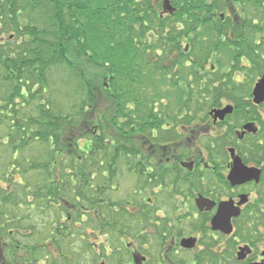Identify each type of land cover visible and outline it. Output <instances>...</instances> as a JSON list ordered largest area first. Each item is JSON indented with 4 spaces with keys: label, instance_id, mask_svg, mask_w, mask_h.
Wrapping results in <instances>:
<instances>
[{
    "label": "flooded vegetation",
    "instance_id": "obj_1",
    "mask_svg": "<svg viewBox=\"0 0 264 264\" xmlns=\"http://www.w3.org/2000/svg\"><path fill=\"white\" fill-rule=\"evenodd\" d=\"M251 1L258 10L251 13L250 25L242 24L244 29L242 8L228 6L211 13V25L222 26L221 45L205 43L201 69L192 70L199 53L189 41L206 33L208 23L182 41L180 55L171 46L175 39H149L147 43L168 47H158L145 68L123 72V79L110 71L104 84L106 150L95 149V126L88 129V146L85 140L76 144L78 152L46 153L55 154L59 162L71 155L75 175L82 165L91 166L87 206H81L79 198L75 204L63 199L65 185L58 169L55 182L48 176L36 187L16 181L12 170L26 176L32 163L26 158L18 166L17 154L11 153L12 167L5 177L10 182H0V200L14 197L4 220L0 211V264H65L64 250L48 241L53 229L34 232L16 225L22 207L32 219L37 187L41 204H57L61 219L67 220L58 230L66 241L75 234L105 239L82 255L74 251L68 264H264V101L254 102L253 97L264 76V0ZM169 16L159 13L161 20ZM229 21L239 27L238 38L237 31L225 30ZM224 38L231 47L242 48L235 59L244 61L237 75L248 77L246 68L256 71L247 96L238 88L241 82L230 81L235 73L218 70L220 60L215 57L224 54ZM136 89L141 96H133ZM226 109L220 118L217 112ZM97 167H103L101 175Z\"/></svg>",
    "mask_w": 264,
    "mask_h": 264
},
{
    "label": "trees",
    "instance_id": "obj_2",
    "mask_svg": "<svg viewBox=\"0 0 264 264\" xmlns=\"http://www.w3.org/2000/svg\"><path fill=\"white\" fill-rule=\"evenodd\" d=\"M161 1L155 0L153 5V0H0V126L6 119H10L7 124L14 133L10 145L8 142L11 134L3 143L10 150L6 176L12 167L11 153L17 154L15 163L18 165L21 160L28 158L23 149L30 143L45 144L47 150L53 153L58 150L69 152L71 149L78 152L79 146L76 144L79 140H85V146H88V137L91 135L88 129L95 126L99 128L95 149L106 150L107 122L104 115L97 114L96 108L99 94L107 101L108 93L104 86L100 88L94 85L97 75L92 70L104 72L102 70L109 68L118 73L116 79H123V72L132 69L126 68L125 60L138 51L137 47L153 49L154 55L158 47H168L161 42L157 46L152 42L156 38L175 39L171 46L180 55L182 41L187 40L189 34L195 33L203 23H211V13L215 10L223 11L222 7L231 0H170L175 13L163 20L159 18ZM238 1L236 7L242 8L245 15L243 22L250 24L251 13L257 7L251 0ZM246 5L247 10L244 9ZM230 26L229 31H236L231 22ZM147 33L151 38L147 37ZM145 39V43H142L141 40ZM149 39L152 41L147 43ZM56 68L68 71L69 77L74 80L75 90L78 89L80 102L75 113L67 112L62 116V111L52 107V103L45 99L47 93L52 94L53 84L48 77ZM115 93L120 92L115 89ZM31 102L33 106L30 111L27 107ZM24 110L26 113H23ZM76 123L79 126L82 124L81 131L70 140L73 130L77 129ZM70 157L67 155L59 162L53 154L46 163L33 165L31 161L32 171L42 169L46 171L49 182H55V171L58 169L60 181L65 185L63 199L75 204L79 198L80 205L87 206L90 165H82L80 174L75 175V164ZM103 170V167H97L100 175ZM6 176H1L0 182H10L5 179ZM78 182L83 186L78 188L75 184ZM36 189L38 192L33 193L38 196L32 207V219H28V213L22 207V220L16 221V225L18 228L20 224L27 226L34 232L53 229L54 235L48 236V241L58 250H64L62 257L65 264H68L73 261L74 250L71 243L66 242L67 237L58 232L67 220L61 219V209L56 203L42 205L39 195L41 188ZM12 198L4 196L0 200L4 204L0 206L2 220L8 216L6 210ZM13 209L18 210L19 206H13ZM10 215L11 219H17L14 214ZM38 237L37 241L45 240Z\"/></svg>",
    "mask_w": 264,
    "mask_h": 264
},
{
    "label": "rangeland",
    "instance_id": "obj_3",
    "mask_svg": "<svg viewBox=\"0 0 264 264\" xmlns=\"http://www.w3.org/2000/svg\"><path fill=\"white\" fill-rule=\"evenodd\" d=\"M240 1L238 0H231L230 2H226V5L224 7H222V9H226V7L230 6L232 3V5L234 7H236V3H238ZM162 3V1H161ZM160 4V2L158 3ZM244 4V2H243ZM153 5H155V0H153ZM244 9H248V5L244 6ZM220 12H222L220 10ZM245 18V15L243 14V19ZM238 22V21H237ZM242 24H244L243 20L241 21L240 27H242L244 29V27L242 26ZM245 28L250 25L249 23H245ZM225 26V25H224ZM230 24L225 28L226 31L230 30L231 26ZM222 26H217V24L215 26H212L211 23L207 24L206 27H204V31L203 33H197L196 35H194V39L197 41L195 42L194 40L189 41L190 44L192 45V51L194 50V46L195 48L198 50V57H196L197 62H195L192 66V70H197V69H201L200 65L202 64V59H203V49L205 47V43L208 45L212 44L211 46H218L221 45L220 41H219V29ZM233 27L236 28V36H240L239 35V27L237 25H233ZM151 33V32H149ZM149 33H147V37L151 38V36L149 35ZM154 33V32H153ZM206 34V35H205ZM247 38H249V36H246ZM231 39V38H230ZM234 40V38L232 39ZM224 54H217V56L215 57L216 60H220L219 62V68L218 70L222 71V70H226L229 71L231 74L235 73V76L233 77L231 75L230 81H237L238 83L241 82V84L239 83L238 88H240V90L243 92V94H245V96L248 95L252 83L254 81V79H256V71L254 69H252V71H249V69H243V70H247V76L248 77H243V75L238 76L237 73L241 70V68L239 67L240 65H242L244 63V61L242 62V64H240V62L236 58V55L238 54V52H240L242 50L241 49H237V48H233L231 47L232 45L230 44V42L228 41L227 38H224ZM227 43L230 44L227 45ZM190 48V49H191ZM136 53H134V55H132L131 57H128L127 60H125V63H127V67H132L131 70H138L140 69V67H146L147 62H148V58L149 57H153L155 56L154 53L155 51L153 49H148L145 47H137ZM153 50V51H152ZM200 50H201V54H200ZM222 52V51H221ZM230 52V54H228ZM230 55V56H229ZM201 59V60H200ZM129 62H131L129 64ZM159 62H156L154 64V67L152 66V70H155V68L157 67L156 65H159ZM179 64V63H178ZM198 64V66L196 65ZM182 64H179V66H182ZM257 70V69H256ZM104 72L101 71H96V70H92V73L96 76V83L94 84L95 86L97 85L98 87H103L104 83L106 82V76H109L111 74L109 68L102 70ZM195 72V71H193ZM99 73V74H97ZM251 74H253V78L252 76H250ZM131 76V75H129ZM49 82L51 81V83L53 84L51 91V93H47L45 95V99L49 100L52 103V107H57V109H60L62 111V116H64L65 113H75L76 108H78V102H80V100H78L79 95L77 97L78 94V89L75 90L74 88V80L73 78L69 77V73L68 71H64L63 68H56L53 70V74L51 72V77H48ZM227 81V79H226ZM194 82V81H193ZM48 83V82H47ZM64 86H66L65 88H63ZM9 92V91H8ZM61 93V94H59ZM139 94V91L136 89L134 90V95L133 96H141ZM241 95V94H239ZM61 96V97H60ZM132 96V95H131ZM132 96V97H133ZM244 96V95H243ZM6 97V95H5ZM242 96H240L239 99H241ZM5 99V98H4ZM19 102V100L17 101ZM20 103H22V101H20ZM33 102H31V105L28 106L27 108L30 109V111L32 110V104ZM36 100H34V104H36ZM105 104H106V99L105 97L100 93L98 100H97V105L98 107L96 108L97 114L103 116L106 119L107 115L105 114ZM27 106V105H26ZM26 109V107H25ZM23 113H26V110L23 111ZM89 116V114H88ZM106 116V117H105ZM7 122H10V119H6L4 124L0 126V177L1 176H6V167L10 162L9 159V148L8 145H10V140L11 137L14 136V133L11 132L9 125L7 124ZM77 129L73 130V134L70 136V140H73V137H77L76 135L78 134V132L80 131L79 125H77ZM75 126V128H76ZM8 134H11L12 136L9 137V142L8 145H3L4 142H6V138H8ZM23 151L26 153V156L28 155V158H30L31 161L34 162L33 165H36L38 163H46V161H48L51 157V155L48 153V156L46 155L47 152H49L46 148L45 144H42L40 142H36L33 143V145L30 143L29 145L25 146ZM32 163V162H31ZM32 167V164H31ZM14 175H16V181H22L25 182L30 186V185H41L44 184V182L46 181V171H43L42 169L40 170H34L31 173H29L28 175H22V173L20 174H16L14 172ZM27 177V178H26ZM52 180V179H51ZM0 196H1V192H0ZM27 210V208H25ZM2 224V222L0 223V225ZM6 229H12V228H6ZM105 239L101 238V239H89L88 237H84L82 238V236L80 235H76L72 240L66 241L67 243H71L73 250L74 251H80V255H82V251L83 252H89L91 251V247L93 243H97L99 244V242H104ZM98 246H102V244L98 245Z\"/></svg>",
    "mask_w": 264,
    "mask_h": 264
},
{
    "label": "water",
    "instance_id": "obj_4",
    "mask_svg": "<svg viewBox=\"0 0 264 264\" xmlns=\"http://www.w3.org/2000/svg\"><path fill=\"white\" fill-rule=\"evenodd\" d=\"M163 12L164 13H169L172 14L173 13V9L170 6L169 0H164L163 1ZM253 97H254V102H262L264 101V76L258 81V83L255 85L254 90H253ZM230 109H226L222 112H217V114L219 115V117L221 118L224 114L228 113ZM214 227L215 224L217 223V220L213 222Z\"/></svg>",
    "mask_w": 264,
    "mask_h": 264
}]
</instances>
